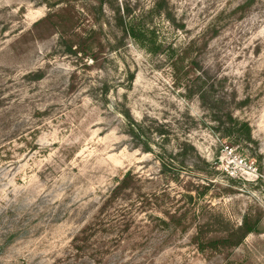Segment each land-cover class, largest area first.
Returning a JSON list of instances; mask_svg holds the SVG:
<instances>
[{"label":"rangeland","instance_id":"rangeland-1","mask_svg":"<svg viewBox=\"0 0 264 264\" xmlns=\"http://www.w3.org/2000/svg\"><path fill=\"white\" fill-rule=\"evenodd\" d=\"M158 1L0 0V264H264V0ZM194 64L245 102L253 143L214 131ZM123 110L164 126L153 153ZM182 144L196 168L162 171Z\"/></svg>","mask_w":264,"mask_h":264},{"label":"trees","instance_id":"trees-1","mask_svg":"<svg viewBox=\"0 0 264 264\" xmlns=\"http://www.w3.org/2000/svg\"><path fill=\"white\" fill-rule=\"evenodd\" d=\"M162 4H165L164 0H160L154 4L150 14L156 13L160 16ZM103 6L102 0H99L98 10L102 11ZM111 11L116 27L122 33V38H131L142 44L145 39L144 35L148 31L145 19L142 17L136 19L132 11L126 5H116ZM194 65L198 68H195L196 72H193L194 75L187 81L185 91L189 97H195L197 99L203 111L207 113L210 122L215 125L213 128L214 131L220 135L221 139L234 141L235 145L242 146L253 143L248 124L236 119L232 112V110L242 108L245 102H236V97H234V95L225 101L223 94L219 92L223 81L211 78L208 71L203 70L200 66H197V64ZM132 80L133 76H130V81L132 82ZM231 105H234L233 109ZM120 114L124 122L125 134L130 139L132 149H138L142 153H153L155 151L154 148L158 145V141H160V139H163L161 141L166 139L164 126L156 120L145 117L142 121L137 122L132 118L128 110H123ZM189 149L194 150L193 147ZM161 151L157 152V157H159L162 171L166 169V167L171 166H167L165 161L171 164L174 158L178 157H180V161L177 162L178 166L176 173L185 171L187 168H196L195 162L188 165L185 161L188 151L185 144L180 146L179 152L175 156L163 149ZM126 176L127 175H125L121 181H124ZM160 223L164 228L169 227L165 221H160Z\"/></svg>","mask_w":264,"mask_h":264},{"label":"built area","instance_id":"built-area-1","mask_svg":"<svg viewBox=\"0 0 264 264\" xmlns=\"http://www.w3.org/2000/svg\"><path fill=\"white\" fill-rule=\"evenodd\" d=\"M263 181H264V176L262 177Z\"/></svg>","mask_w":264,"mask_h":264}]
</instances>
